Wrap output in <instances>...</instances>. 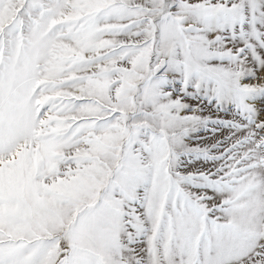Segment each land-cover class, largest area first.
<instances>
[{
  "label": "snow or ice",
  "instance_id": "1",
  "mask_svg": "<svg viewBox=\"0 0 264 264\" xmlns=\"http://www.w3.org/2000/svg\"><path fill=\"white\" fill-rule=\"evenodd\" d=\"M0 264H264V0H0Z\"/></svg>",
  "mask_w": 264,
  "mask_h": 264
}]
</instances>
